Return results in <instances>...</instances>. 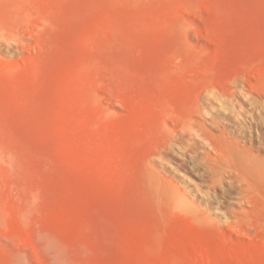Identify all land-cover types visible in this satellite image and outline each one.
<instances>
[{
  "label": "rangeland",
  "instance_id": "374dc122",
  "mask_svg": "<svg viewBox=\"0 0 264 264\" xmlns=\"http://www.w3.org/2000/svg\"><path fill=\"white\" fill-rule=\"evenodd\" d=\"M263 120L264 0H0V264H264Z\"/></svg>",
  "mask_w": 264,
  "mask_h": 264
},
{
  "label": "bare ground",
  "instance_id": "6f19581e",
  "mask_svg": "<svg viewBox=\"0 0 264 264\" xmlns=\"http://www.w3.org/2000/svg\"><path fill=\"white\" fill-rule=\"evenodd\" d=\"M220 96H221L220 98L222 101L221 106L225 107V106H228L227 104H229L231 108H234V104H232V100L230 99V97H232L231 94L220 93ZM245 97H246L247 102H251V100L253 99L251 94H247L245 95ZM252 111H253V108H251V112ZM257 111H253V113L257 114L258 116L259 112ZM250 116L253 120L257 121L256 115H250ZM211 122L215 123L214 120H211ZM198 124H199V127L201 128L204 127V124L202 122L198 121ZM232 128H233L232 132L235 135L232 134L230 136V133H228L225 128H222L221 130H219L220 134L218 136L213 137V140H217V147L216 149L213 148L217 156L210 158V171L213 176V182L217 181L218 184L222 183V181L224 180V176H227L229 178L233 175L237 176V183H242L243 181H246L245 183L247 187L241 190L240 198H243V196L246 194V192L249 189L248 186L250 185L252 173L258 172V167H261L262 164L264 166V163H263L264 158L260 159L259 156L254 154L252 152L254 151L253 148H247L244 146L240 147L236 141V137H238L236 135H239L240 131L236 130L235 127H232ZM228 136H229L231 143L228 145L229 143L228 142L225 145L226 148L223 147L220 149V146L218 148V141L222 142V140L224 141V139L227 138ZM207 141H208V144L211 145L212 141L210 142V139H207ZM215 145H216V142H215ZM257 163L259 164V166H257ZM148 180L149 182H154L153 174L151 173L149 174Z\"/></svg>",
  "mask_w": 264,
  "mask_h": 264
}]
</instances>
